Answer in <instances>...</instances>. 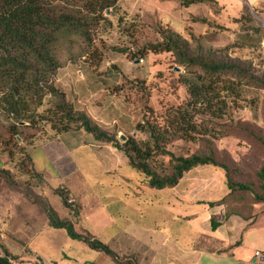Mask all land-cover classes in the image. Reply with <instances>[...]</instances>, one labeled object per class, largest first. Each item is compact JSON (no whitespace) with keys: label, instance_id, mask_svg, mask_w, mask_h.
I'll return each instance as SVG.
<instances>
[{"label":"rangeland","instance_id":"obj_1","mask_svg":"<svg viewBox=\"0 0 264 264\" xmlns=\"http://www.w3.org/2000/svg\"><path fill=\"white\" fill-rule=\"evenodd\" d=\"M161 28L181 35L199 55L214 57L217 51L226 50L224 53L232 60L252 62L253 72L264 78V52L259 45L264 36V0H215L207 6L188 8L180 7L178 0H118L109 13L102 14L95 29L96 52L82 56L83 45L77 43L67 46L58 58L62 65L72 62L78 67L84 64L94 67L96 77L88 78L84 85L95 84L110 92L123 108L137 114L140 123L145 108L159 111L180 105L186 98L178 70L172 69L173 58L142 52L147 44L160 41ZM70 57L74 60L69 61ZM81 72L86 74L84 69ZM47 101L48 98L41 102H21L0 94V258H9L10 264H38L23 254V249L27 246L32 249L36 243L47 253L44 259L59 255V251H71L60 240L55 247L57 251L50 249L46 232L33 243L23 233L33 223L43 224L46 216L42 204L52 207L59 217H64L63 211L70 213L57 195L58 190L63 191L69 202L66 188L58 187L57 181L48 184L33 171L28 160L32 146L38 147V140L45 141L52 135L47 125L32 123L46 108ZM201 118L206 116H197V120ZM219 124L237 129L214 141L218 161L230 167L233 182L251 184L257 189L256 174L264 163V147L253 135L264 142V91L242 86L236 105L227 108ZM117 137L120 143L125 141L122 136ZM133 137L140 142L147 136L135 133ZM175 145L179 148L182 143ZM183 146L191 153L199 150L197 144ZM213 171L218 173L220 185H224L223 173ZM132 174L140 181L138 173L132 171ZM81 175L92 190L99 189V182H107L94 165L81 166ZM220 203L225 205L227 216L236 212L250 225L264 229V203H255L250 194L229 196L227 191Z\"/></svg>","mask_w":264,"mask_h":264},{"label":"trees","instance_id":"obj_2","mask_svg":"<svg viewBox=\"0 0 264 264\" xmlns=\"http://www.w3.org/2000/svg\"><path fill=\"white\" fill-rule=\"evenodd\" d=\"M117 1L0 0V94L21 102H41L48 98L46 108L37 120H32L33 124L47 125L53 136L83 132L95 142L122 152L126 165L138 173L142 184L150 189H173L185 174L208 167L223 173L229 196L250 194L255 203H264V163L256 174L257 189L251 184L235 183L230 167L218 161L214 145V141L237 129L219 124V121L227 108L236 105L240 88L246 86L264 91V78L253 72L252 62L232 60L224 53L226 50L217 51L214 57L199 55L178 33L168 28L159 29L160 41L147 44L142 52L167 54L173 58L172 69L178 70L186 98L180 105L163 107L159 111L145 108L142 121L134 130L147 136L140 142L137 138L126 137L120 143L115 132L101 129L84 111L76 110L55 86L54 79L63 66L58 55L67 46L77 43L83 45L82 56L96 52L93 49L95 29L99 27L102 14L109 13ZM178 1L182 8L215 2ZM72 59L70 57L69 61ZM200 115L206 118L197 120ZM253 137L264 147L260 138ZM177 142L182 146L177 148ZM183 144H197L199 150L191 153ZM28 160L31 164L30 153ZM57 195L63 207L74 214L66 194L58 190ZM41 206L50 228L63 230L69 239L109 256L116 264H133L121 261L89 235L77 234L73 224L60 219L50 206ZM232 215L242 218L236 212L229 214ZM8 260L0 258V264H10Z\"/></svg>","mask_w":264,"mask_h":264},{"label":"crops","instance_id":"obj_3","mask_svg":"<svg viewBox=\"0 0 264 264\" xmlns=\"http://www.w3.org/2000/svg\"><path fill=\"white\" fill-rule=\"evenodd\" d=\"M263 43L264 36L259 43L262 51ZM95 77L94 67L87 64L78 67L69 62L58 70L54 84L76 110L84 111L101 129L133 137L139 123L137 114L123 108L110 92L95 84L91 85L93 88L84 85L88 78ZM36 143L38 147L33 145L30 150L33 171L48 184L57 181L58 187H65L75 211L74 214L63 211L64 217L59 218L70 221L77 234L89 235L105 245L121 261L264 264V229L235 215L227 216L225 205L220 203L227 191L220 185L217 172L196 168L185 174L173 189L155 190L132 174L134 170L126 165L122 152L95 142L83 132L51 135ZM39 147L42 149L37 150ZM87 164L94 165L107 179L99 182L98 190H92L81 175V166ZM43 232L50 249L57 251L55 247L60 240L71 251H59V255L44 259L47 253L36 243L32 249L29 246L23 249L33 263L116 264L109 256L69 239L63 230L50 228L47 219L41 226L33 223L24 228L23 233L33 243L41 239Z\"/></svg>","mask_w":264,"mask_h":264},{"label":"built area","instance_id":"obj_4","mask_svg":"<svg viewBox=\"0 0 264 264\" xmlns=\"http://www.w3.org/2000/svg\"><path fill=\"white\" fill-rule=\"evenodd\" d=\"M262 48H263V52H264V46ZM256 256H258V254H256ZM8 262L10 263V259L8 260Z\"/></svg>","mask_w":264,"mask_h":264},{"label":"water","instance_id":"obj_5","mask_svg":"<svg viewBox=\"0 0 264 264\" xmlns=\"http://www.w3.org/2000/svg\"><path fill=\"white\" fill-rule=\"evenodd\" d=\"M263 45H264V43H263ZM134 135H135V134H134ZM121 139H122V140H125V137L122 136Z\"/></svg>","mask_w":264,"mask_h":264}]
</instances>
